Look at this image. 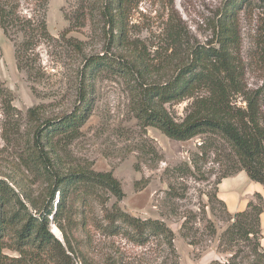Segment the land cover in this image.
<instances>
[{"label": "rangeland", "instance_id": "rangeland-1", "mask_svg": "<svg viewBox=\"0 0 264 264\" xmlns=\"http://www.w3.org/2000/svg\"><path fill=\"white\" fill-rule=\"evenodd\" d=\"M106 2L47 0L42 16L38 0H12L16 27L5 33L0 26V182L13 192L0 191V197L15 205L18 196L30 211L32 205L54 209L53 175L108 171L123 196L98 188L83 223L77 214L69 224L67 216L59 217L69 246L48 216L68 264H249L255 242L264 255V227L256 238L230 244L224 233L234 213L217 200L222 176L237 167L229 144L209 133L169 138L146 125L139 111L148 89L172 79L191 61L194 49L220 47L219 21L228 0H123L122 37L119 21L111 22L105 12ZM112 8L116 16L115 2ZM263 19L252 4L239 11L235 22L236 57L250 89L260 86L264 75V57L256 47ZM96 57L89 70L86 65ZM191 101L185 97L163 107L181 121ZM232 101L245 106L239 95ZM87 103L73 137L48 132V121ZM38 130H44L42 138ZM75 200L67 198V205L78 206ZM101 201L141 219H159L170 235H149L138 243L109 232L103 228ZM18 261L34 264L38 259ZM18 261L6 263L23 264Z\"/></svg>", "mask_w": 264, "mask_h": 264}, {"label": "trees", "instance_id": "trees-1", "mask_svg": "<svg viewBox=\"0 0 264 264\" xmlns=\"http://www.w3.org/2000/svg\"><path fill=\"white\" fill-rule=\"evenodd\" d=\"M114 2L118 10L116 16H112ZM251 2L228 0L219 21L223 32L220 47L194 49L191 52V61L183 64L172 79L148 89L139 111L140 118L146 125L156 127L172 139L186 140L202 133L224 139L233 150L237 167L234 172L226 173L222 177L244 170L252 181L264 187V75L260 86L248 88L242 77V65L236 57L238 35L235 22L239 11L244 6L255 4L264 18V0ZM122 3L123 0H107L105 3V12L110 16V21L115 22L117 19L121 24V37L124 35L122 20L125 13ZM38 4L43 16L47 0H38ZM15 7L12 0H0V26L5 33L16 27L13 10ZM41 27L44 32V22ZM257 36L256 47L259 55L264 57V22ZM98 59L100 58L91 59L86 67L95 66ZM80 94L85 100L84 86L80 89ZM235 95L241 96L245 102L244 107L234 104L232 99ZM185 97L192 98L189 109L181 121H175L163 104ZM87 110L88 103L79 111L48 121V132L57 130L67 137H73ZM37 134L42 138L44 130H38ZM40 157V154L36 155L43 164L44 160ZM53 176L50 199L53 200L55 192L58 195L54 209L52 206L37 208L32 205L30 211L18 196L15 197V205L0 197V264H8L7 261L14 262L16 259L18 261L19 258L38 259L34 264H68V255L64 252L61 242L50 231L48 216L51 215L56 223L59 222V217L61 220L62 216H67L66 223L69 224L73 222L71 217L77 214L83 223L91 210L92 201L98 199V188L107 189L116 198L123 196L119 181L108 171L75 169ZM7 190L13 192L8 185L0 182L1 193L5 194ZM67 198L76 199L78 206L67 205ZM217 200L224 206L220 199ZM100 204L103 220L106 221L103 228L109 232H121L138 243H143L149 235H170V229L159 219H141L115 204L110 207H106L102 201ZM263 210L264 197L255 193L254 200L247 203L245 210L233 214V222L224 233L227 241L232 244L239 239L249 241L251 237L256 238L260 233L259 215ZM66 213L68 214L65 215ZM57 225L69 246L65 227L61 223ZM5 249L17 252L19 257H9L4 252ZM251 255L249 264H264V255L258 251L256 242L251 247ZM223 264L239 263L229 260Z\"/></svg>", "mask_w": 264, "mask_h": 264}, {"label": "crops", "instance_id": "crops-1", "mask_svg": "<svg viewBox=\"0 0 264 264\" xmlns=\"http://www.w3.org/2000/svg\"><path fill=\"white\" fill-rule=\"evenodd\" d=\"M264 197V187L252 181L244 170L223 177L218 183V198L229 212L236 213L246 209L247 203L254 200V194ZM260 228L264 227V210L259 215Z\"/></svg>", "mask_w": 264, "mask_h": 264}]
</instances>
